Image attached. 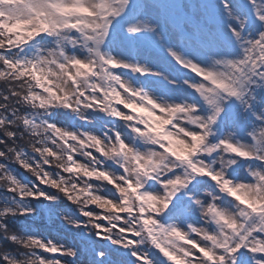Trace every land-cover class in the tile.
I'll use <instances>...</instances> for the list:
<instances>
[{
    "label": "snow or ice",
    "instance_id": "obj_1",
    "mask_svg": "<svg viewBox=\"0 0 264 264\" xmlns=\"http://www.w3.org/2000/svg\"><path fill=\"white\" fill-rule=\"evenodd\" d=\"M0 82V264H264V0H0Z\"/></svg>",
    "mask_w": 264,
    "mask_h": 264
},
{
    "label": "rangeland",
    "instance_id": "obj_2",
    "mask_svg": "<svg viewBox=\"0 0 264 264\" xmlns=\"http://www.w3.org/2000/svg\"><path fill=\"white\" fill-rule=\"evenodd\" d=\"M18 174H22L25 177L26 182L31 181L33 179L29 174L23 173L22 169L19 170ZM64 204H67V201H64L61 207H63ZM42 231H43V234L47 238L53 241H56L62 244H71L73 242L72 234L61 228L50 226L48 228L43 229Z\"/></svg>",
    "mask_w": 264,
    "mask_h": 264
},
{
    "label": "trees",
    "instance_id": "obj_3",
    "mask_svg": "<svg viewBox=\"0 0 264 264\" xmlns=\"http://www.w3.org/2000/svg\"><path fill=\"white\" fill-rule=\"evenodd\" d=\"M2 82H0V88H2ZM55 163V162H54ZM20 169H17V171L19 172Z\"/></svg>",
    "mask_w": 264,
    "mask_h": 264
}]
</instances>
